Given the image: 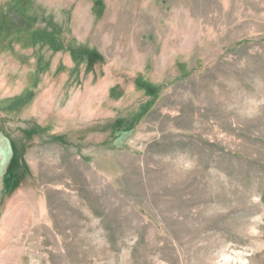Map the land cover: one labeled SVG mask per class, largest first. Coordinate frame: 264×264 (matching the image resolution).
I'll return each mask as SVG.
<instances>
[{"label": "rangeland", "instance_id": "1", "mask_svg": "<svg viewBox=\"0 0 264 264\" xmlns=\"http://www.w3.org/2000/svg\"><path fill=\"white\" fill-rule=\"evenodd\" d=\"M0 264H264V0H0Z\"/></svg>", "mask_w": 264, "mask_h": 264}]
</instances>
